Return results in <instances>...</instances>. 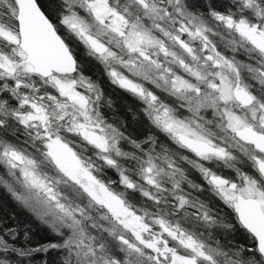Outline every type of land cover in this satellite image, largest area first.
<instances>
[{"label": "snow or ice", "instance_id": "1", "mask_svg": "<svg viewBox=\"0 0 264 264\" xmlns=\"http://www.w3.org/2000/svg\"><path fill=\"white\" fill-rule=\"evenodd\" d=\"M0 188V264H264V0H0Z\"/></svg>", "mask_w": 264, "mask_h": 264}, {"label": "trees", "instance_id": "2", "mask_svg": "<svg viewBox=\"0 0 264 264\" xmlns=\"http://www.w3.org/2000/svg\"><path fill=\"white\" fill-rule=\"evenodd\" d=\"M86 74L92 76L93 79H97L100 77V73L96 72L95 68H90L86 70ZM101 80H102L101 82L104 84L103 89L105 93L112 98V100L114 101V105L117 104L119 102V97L116 96L115 88L109 85V83H107V80L105 78H101ZM124 105L128 111L124 109L122 117L126 120L124 122L127 123L128 130L130 132L141 131L140 126L134 123L132 119V112H137V111L133 107H131V103L130 104L125 103ZM120 106L124 108L123 103H121ZM112 114H113L112 112H109L108 113L109 117L112 116ZM193 174L197 176L195 172ZM109 175L112 177L110 173ZM220 207H223V205L221 204ZM13 213L15 214V220H9L8 222L10 225L13 226L17 224L19 225L20 236H19V240L17 241L18 245L23 243L24 240L23 231L26 225L29 226L31 230H33L32 232L33 244L36 242V240L42 241L44 239V233L42 232L41 227H39L35 222H33L29 217H27V214L19 206H17L14 201H12L8 196L6 197L0 190V217H3L4 219H8L9 214H13ZM39 259L40 257L36 258L37 261H39Z\"/></svg>", "mask_w": 264, "mask_h": 264}, {"label": "rangeland", "instance_id": "3", "mask_svg": "<svg viewBox=\"0 0 264 264\" xmlns=\"http://www.w3.org/2000/svg\"><path fill=\"white\" fill-rule=\"evenodd\" d=\"M106 80H107V78H105ZM102 81V80H101ZM105 81V80H104ZM102 83V82H101ZM106 83V82H105ZM107 83H109L108 81H107ZM110 85V84H109ZM102 86H104V84L102 83ZM112 86V85H111ZM114 88H115V93H116V96H118L119 97V102L117 103V104H115V116H117L120 120H123V121H126L122 116H123V112H124V109L126 110V111H128L127 110V108L125 107V103H128V104H130L131 103V107H133L136 111H137V113H139V107H140V105H139V102L138 101H136L133 97H131L128 93H126V92H123L122 90H120V89H118V88H116L115 86H113ZM106 88V87H105ZM125 102V103H124ZM121 103H123V106H124V108L123 107H121L120 106V104ZM113 115V114H112ZM111 117L112 116H110L109 118L111 119ZM142 118V117H141ZM126 123V122H125ZM126 125H127V123H126ZM126 132H128V133H131V134H133L134 136H140V137H142V135H143V132H142V130L141 131H132V132H130L129 130H128V128L126 127L125 129H124ZM111 175H112V179H116L117 177H116V175L114 174V173H110ZM196 175H197V177H198V173H196ZM0 190L2 191V193L7 197H9L12 201H14L13 199H12V197H11V195L5 190V189H3V188H0ZM15 202V201H14ZM16 203V202H15ZM16 205L17 206H19L17 203H16ZM20 207V206H19ZM26 214H27V217H29L33 222H35L39 227H40V225H39V223H38V221H36L32 216H31V214L27 211V210H25V209H23L22 207H20Z\"/></svg>", "mask_w": 264, "mask_h": 264}]
</instances>
